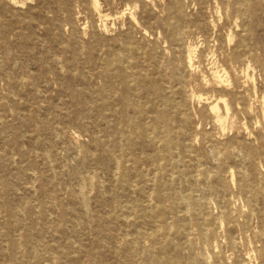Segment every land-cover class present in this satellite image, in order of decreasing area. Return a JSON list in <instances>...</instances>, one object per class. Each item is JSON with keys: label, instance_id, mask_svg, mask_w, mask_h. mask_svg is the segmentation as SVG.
<instances>
[{"label": "rangeland", "instance_id": "rangeland-1", "mask_svg": "<svg viewBox=\"0 0 264 264\" xmlns=\"http://www.w3.org/2000/svg\"><path fill=\"white\" fill-rule=\"evenodd\" d=\"M169 1L150 0L147 3H155V6L149 9L142 0H98L100 14L106 15L100 19L88 9L90 0H61L60 2L17 0L19 4L17 9L22 14V35L7 33L6 39L11 44V49L7 55L0 56V264H149L152 259L161 260L164 257H168L172 264H195L191 257L201 255L207 257L208 264H214V254L223 258L234 255L223 245L222 248L214 246L216 239L220 238V229L217 228L214 238H210L207 243L203 242L199 228L196 226L198 220L192 217L191 209H188L190 213L187 212L185 216L180 208L168 211L170 201L155 196L153 192L151 193L152 206L162 208L165 212L163 223L158 221L159 216L154 217L156 224L163 227L172 223V227L167 228L165 234L146 216L142 217L135 227L119 225L118 211L111 213L106 208L99 207L102 197L94 195L99 184L104 187L116 184L118 170L114 172L111 168H103L89 163L88 160L83 162L81 155L72 154L73 156L62 158L61 155L64 153L62 147L53 151L43 131L35 129L36 121L41 115L33 114L34 107L38 105L40 111H43V104H47L58 95L59 79L50 71L45 73L47 88L43 83H38L40 89H46L40 92L46 96L41 100L31 99L23 92L22 80L27 82L38 77L40 72L48 66L43 63L45 57L48 56L51 59L56 52L64 57L71 54L70 50L65 51L63 47L71 44L70 32L73 28H80L83 31L82 40L90 42L89 45L93 47L95 53H99L101 51L99 49L111 48L109 45L117 43L120 37L126 34L131 35L132 43L128 44V51L125 52L130 64L137 61L149 68L148 59L152 48L160 56L163 52L162 57L165 59L177 60L180 56V47L165 38L161 23L165 13L159 11L160 7ZM177 1L185 13L201 15L204 12L208 18L212 17L211 0H203L202 7L193 0ZM41 10L46 12L45 19L39 17ZM131 13L134 14L138 27L130 25ZM52 21L58 28L60 26L62 38L59 40L61 42L52 33L54 26L50 23ZM219 24H224L222 16ZM139 28L147 31L144 37ZM14 30H17V27ZM257 30L259 34L264 33L263 29ZM215 33L216 30H213L210 41L206 43L200 33L194 32L187 37L185 43L193 47L198 56L202 51V54L206 53L207 47H212ZM98 47L101 48L97 50ZM253 54L254 58L259 60L264 56L260 48H255ZM206 58V56L203 57L197 69H203L208 62ZM253 61L251 60V64H254ZM250 70L253 72L256 87L264 89L263 75L258 67L254 64ZM93 71L95 74L97 69ZM146 71L149 72L150 69ZM102 82V77L95 74L90 83L98 86ZM84 84L86 83L79 81L71 88H82ZM190 86L196 89L192 80ZM71 88L61 90L59 93L62 100L61 106L65 108L68 115L58 120V124L66 130L62 135V144L69 150L72 143L67 130H77L76 121L84 116V113L75 111L79 105L72 99ZM204 105L202 101L195 99L185 111L187 119L182 125L186 136L184 141L182 140L183 148L176 147L171 150L175 164L167 166L168 171L161 174L163 181L167 184L165 191L173 188L189 192L191 191L189 187L193 186L197 190L194 191L196 194L208 200V214L212 216L218 213L219 205L232 210L240 208L245 212L250 208L256 209L262 203L256 198H261L264 194V142L260 145L254 142L255 152L252 163L256 166V170H253L248 160L241 157V154L246 152L239 150L240 153L237 150L240 144L252 139L243 127L246 126L247 131L253 133L262 129L264 135V115L257 111L252 113L251 117H240L235 125L240 128H230L226 123L225 129L222 130L208 115ZM253 105L256 106V102ZM177 121L178 119L175 122ZM80 130L84 133L82 128ZM203 132L210 133L220 142L230 138V149L238 153L233 154L230 150L229 157L224 158L227 151L221 146L219 150H214L210 148L206 140L202 142ZM83 138L90 148H94L86 134ZM140 147L143 151L153 154L159 150V141L157 139V142L154 141L151 146ZM94 151L96 153L97 148ZM140 160L139 162L142 163V159ZM159 162L163 161L156 159L154 164L149 165L150 169L157 174L160 173ZM75 166L82 172L85 179L84 191L89 210L87 223L89 225L86 224L85 227L69 225L71 221H79L78 214H64L61 211L37 213L34 210V205L38 203L44 206L56 203L61 206L73 199V196L65 194V190L75 187L73 175ZM216 166L223 177L222 183H207L202 173H211ZM230 170L233 171L234 183L227 182ZM173 171L182 175L180 181L173 180L168 175ZM88 174L92 175V181ZM240 175L244 176V182L253 190L250 195L254 199L250 203H247L244 194L239 192L238 183L242 181ZM214 187H221L222 191ZM108 195L109 193L106 192L103 197ZM73 202L77 203L75 200ZM174 219H178L176 224L173 222ZM95 222L100 223L101 227L97 228ZM253 222L255 218L251 219V223ZM178 224L186 228L181 237H178L179 234L176 233L175 226ZM123 228L128 238L135 233L131 231L132 228L139 234L142 233L136 245L146 250L145 253L136 255L130 252L124 255L122 244L117 242L118 234L122 233ZM25 237L30 241L27 244ZM161 239L163 243L164 239H168L170 244L168 246L164 244L162 249L159 245ZM209 243L212 247L208 245ZM251 245H247L248 249ZM28 246H31L35 253H32ZM243 249L244 247L241 246L238 248L240 254L246 250ZM250 255L251 261L246 264H256L252 251Z\"/></svg>", "mask_w": 264, "mask_h": 264}, {"label": "bare ground", "instance_id": "bare-ground-1", "mask_svg": "<svg viewBox=\"0 0 264 264\" xmlns=\"http://www.w3.org/2000/svg\"><path fill=\"white\" fill-rule=\"evenodd\" d=\"M193 1L200 6L203 2V0ZM142 2L149 9L155 6V3H147L150 0H142ZM211 2V18H208L204 12L201 15L185 13L177 0H170L160 7L159 11L165 13V17L161 20L165 38L180 47V56L177 60L165 59L162 57L163 52L160 56L152 48L148 59L149 68L137 61L130 64L125 52L128 51V44L132 43L131 35L126 34L120 37L117 43L109 45L111 47L109 49L102 50L98 47L97 50L101 51L95 53L93 47L89 45L90 42L82 40L83 31L80 28H73L70 32L71 44L63 47L65 51L70 50L71 54L64 57L56 52L51 59L48 56L45 57L43 63L48 66L44 70L41 69L43 71L38 77L27 82L22 80V88L31 99L41 100L46 96L40 92L46 89H40L38 83H43L47 88L45 73L50 71L59 79L58 95L47 104H43V111H40L38 105L34 107L33 114L41 115L36 121L35 129L43 131L53 151L62 147L64 151L62 158L72 154L81 155L83 162L88 160L89 163L103 168H111L114 172L118 170L116 184L107 187L99 184L94 195L102 197L99 207L106 208L111 213L118 211L119 225L135 227L140 219L146 216L165 234L167 228L172 227V223L163 227L156 224L154 217L159 216L158 221L163 223L165 212L162 208L152 206L151 193L153 192L155 196L170 201L168 211L180 208L185 216L191 209L192 217L198 220L196 226L199 228L203 242L207 243L210 238H214L217 228L220 229V238L216 239L214 246L222 248L223 245L234 255L223 258L214 254V264H246L251 261L250 251L253 252L256 264H264V194L261 198H256L262 201L256 209L250 208L245 212L240 208L232 210L219 205L218 213L212 216L208 214V200L196 194L194 191L197 190L193 186L189 187L191 190L189 192L173 188L166 192L167 184L161 175L168 171L167 166L175 164L171 150L176 147L183 148L182 140L184 141L186 136L182 125L187 119L185 111L195 99L205 104L204 108L208 115L222 130L225 129L226 123L230 128H240L235 126L240 117H251L252 113L257 111L264 115V89L256 87L253 72L250 70L255 64L264 79V56L259 60L254 58L253 54L255 48H260L264 54V33L259 34L257 30L258 28L264 30V0H211ZM18 6L17 0H0L1 57L7 55L11 49L6 34L22 35V14L18 11ZM88 9L100 19L106 16L100 14L98 0H90ZM44 13L46 14L41 10L39 17L45 19ZM221 16L224 19L223 25L219 24ZM50 23L54 25L52 33L61 42L59 40L62 38L60 26L58 28L53 21ZM130 25L138 27L132 13ZM16 27L17 30H14ZM140 30L144 37L147 31ZM213 30H216L213 37L214 44L211 48L207 47L206 53L202 54V51L197 56L194 48L185 43L187 37L194 32L200 33L204 41L208 43ZM204 56L207 57L206 62L208 59L207 64L203 69H197ZM251 60H254V64H251ZM95 68L97 69L95 74L101 76L103 80L98 86L90 83L95 75L93 71ZM146 69L150 71L147 72ZM191 80L194 81L196 89L190 86ZM79 81L86 84L82 88H71ZM69 88H71L72 99L79 105L75 111L84 113V116L76 121L78 129L67 130L72 143L71 150L63 146L62 135L66 130L58 124L59 118L68 115L65 108L61 106L62 100L59 93ZM254 102L256 106L253 105ZM176 119H178L177 122H175ZM26 125L28 126V122ZM80 128L89 137L88 140L94 148L86 144L83 138L85 134ZM243 128L252 139L240 144L237 151L244 150L246 153L241 154V157L248 160L253 170H256V166L252 163L255 152L254 142L256 141L259 145L263 143L264 135L262 129L253 133L247 131L246 126ZM201 138L202 142L207 141L210 148L214 150H219L220 146L226 150L224 157L226 159L229 157L230 150L233 154L238 153L230 149V138L220 142L207 132H203ZM157 139L159 150L156 153L149 154L141 149L140 146H151L154 141L157 142ZM95 148H97L96 153ZM140 159L142 163L139 162ZM156 159L163 161L158 163L160 172L158 174L149 167ZM73 175L75 187L65 190V194L73 196V199L61 206L56 203L45 206L38 203L34 205V210L37 213L61 211L64 214H78L79 223L71 221L69 225L85 227L89 221L88 203L84 191L85 179L76 166L73 168ZM168 175L176 181L182 179L179 172L173 171ZM88 176L91 180L92 175L88 174ZM202 177L207 183H222L223 180L218 166L211 173H202ZM240 179L242 181L238 183L239 192H242L246 202L250 203L254 199L250 195L253 190L244 182L243 175H240ZM185 181L188 182V180ZM227 182H235L232 170ZM139 183L142 184L139 185ZM214 188L222 191L221 187ZM106 192L109 195L103 197ZM74 200L77 203H74ZM252 218H255L253 223H251ZM177 220L174 219L173 222L176 224ZM95 225L97 228L101 227L100 223L95 222ZM175 227L178 237H181L186 228L180 224ZM131 231L135 233L130 238L124 228L117 237V242L122 244L124 255L130 252L136 255L145 253L146 250L136 245L142 233L139 234L134 228ZM24 240L26 244L30 242L27 237ZM164 240V243L162 239L160 243L158 242L162 249L164 244L167 246L170 244L168 239ZM248 244H252L249 249ZM208 245L212 247V244ZM240 246L246 249H243L242 254L238 250ZM28 249L35 253L31 246H28ZM191 258L195 264H208L205 255ZM149 264H172V261L164 257L161 260L152 259Z\"/></svg>", "mask_w": 264, "mask_h": 264}]
</instances>
